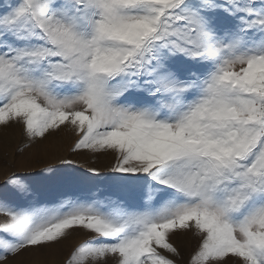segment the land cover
Masks as SVG:
<instances>
[{"label":"snow or ice","instance_id":"snow-or-ice-1","mask_svg":"<svg viewBox=\"0 0 264 264\" xmlns=\"http://www.w3.org/2000/svg\"><path fill=\"white\" fill-rule=\"evenodd\" d=\"M66 131L115 163L10 173L0 264H264V0H0L4 162Z\"/></svg>","mask_w":264,"mask_h":264},{"label":"rangeland","instance_id":"rangeland-1","mask_svg":"<svg viewBox=\"0 0 264 264\" xmlns=\"http://www.w3.org/2000/svg\"><path fill=\"white\" fill-rule=\"evenodd\" d=\"M11 134V142L8 144L9 150L20 138L21 132L19 128L9 130ZM75 135L71 132H62L57 136L49 137L48 140L37 143L30 149L23 158H17L14 162L9 160L5 163L3 154L0 152V196H3L2 186L5 178L10 173H17L30 177V181L36 185H42L54 181L62 176V172L55 175L43 173L42 169L48 166L54 168H63L60 161L71 160L72 167L77 171H86L87 168H96L102 173H107L108 169L115 163L111 156H97L93 154H76L69 151L70 146L75 140ZM5 144V137L0 133V148ZM89 234L84 232H75L73 235L61 245H57L52 249H40L24 253L18 260L23 264H63L68 251L80 243L82 240L88 239ZM172 242L180 251L181 255L177 259V264H188L191 254L194 252L198 241L191 237V234L173 236Z\"/></svg>","mask_w":264,"mask_h":264}]
</instances>
